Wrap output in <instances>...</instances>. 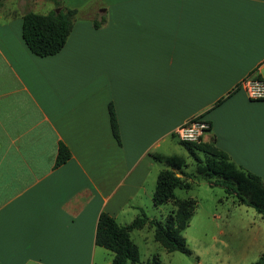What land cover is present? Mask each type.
<instances>
[{
    "label": "crops",
    "instance_id": "crops-1",
    "mask_svg": "<svg viewBox=\"0 0 264 264\" xmlns=\"http://www.w3.org/2000/svg\"><path fill=\"white\" fill-rule=\"evenodd\" d=\"M6 1L0 264H111L114 253L96 244L100 214L128 224L145 211L162 169L153 154L170 155L176 129L196 117L210 124L204 142L264 180V99L239 86L253 74L264 80V0H66L74 27L50 56L28 48L23 12ZM60 142L71 158L55 167ZM263 252L257 221L241 259Z\"/></svg>",
    "mask_w": 264,
    "mask_h": 264
},
{
    "label": "trees",
    "instance_id": "trees-1",
    "mask_svg": "<svg viewBox=\"0 0 264 264\" xmlns=\"http://www.w3.org/2000/svg\"><path fill=\"white\" fill-rule=\"evenodd\" d=\"M55 7L48 13L26 11L22 15V35L28 48L38 56H50L59 53L69 38L74 27L77 10L65 5L63 0H51ZM3 0H0V5ZM106 22V15L101 20H94L96 28ZM110 121L113 135L121 142L119 124L114 105H109ZM188 152L197 157L196 149L209 153L202 171L207 176L210 186H221L226 193L234 195L240 204L253 206L264 217V180L249 170L235 164L227 152L220 149L214 142L200 144L180 141ZM155 160L165 162L168 166L181 167L184 158L181 155L153 154ZM71 158V150L63 143H59L55 167H59ZM215 177V178H213ZM185 182L171 169L160 171L156 188L153 194L155 206L173 203L175 214H171L166 222L150 218L145 211L128 224H120L108 214L102 212L99 216L96 244L114 253L111 264H138L140 251L138 245L131 237L136 229L150 226L153 229L154 239L160 242L168 251H181L192 255L193 251L188 247L184 236L181 234L189 224V219L198 204L191 198H179L176 195L177 188H188ZM148 264H160L157 256ZM250 264H264V252Z\"/></svg>",
    "mask_w": 264,
    "mask_h": 264
},
{
    "label": "rangeland",
    "instance_id": "rangeland-1",
    "mask_svg": "<svg viewBox=\"0 0 264 264\" xmlns=\"http://www.w3.org/2000/svg\"><path fill=\"white\" fill-rule=\"evenodd\" d=\"M119 0H93L98 5L106 7ZM16 5V10L48 13L55 7L51 0H7ZM66 3V0H64ZM176 138L171 137L170 147L166 152L170 155L183 156L184 163L181 167L168 166L160 162L163 169H171L185 182L188 188H177L179 198H191L198 206L189 219V224L182 231L188 247L193 251L187 255L181 251H168L160 242L154 239V232L150 226L136 229L131 233L132 239L139 247L140 259L138 264H148L157 256L160 264H250L251 260L241 259V255L248 243L255 225L264 221L253 206L246 214L242 207H233L231 200L238 205L237 198L227 194L221 186H210L207 176L202 171L203 166L211 157L209 153L196 149L197 157L191 155L186 147ZM192 143H203V138ZM215 178V177H213ZM227 195L228 201L219 202V198ZM145 213L150 218L166 222L171 214H175L173 203L155 206L151 198L144 201ZM256 222V224L254 223Z\"/></svg>",
    "mask_w": 264,
    "mask_h": 264
},
{
    "label": "built area",
    "instance_id": "built-area-1",
    "mask_svg": "<svg viewBox=\"0 0 264 264\" xmlns=\"http://www.w3.org/2000/svg\"><path fill=\"white\" fill-rule=\"evenodd\" d=\"M253 100L264 99V80L257 75L245 77L240 85ZM210 129V124L200 117L193 118L176 129V134L182 141H198Z\"/></svg>",
    "mask_w": 264,
    "mask_h": 264
},
{
    "label": "snow or ice",
    "instance_id": "snow-or-ice-1",
    "mask_svg": "<svg viewBox=\"0 0 264 264\" xmlns=\"http://www.w3.org/2000/svg\"><path fill=\"white\" fill-rule=\"evenodd\" d=\"M101 11H106V9L102 8Z\"/></svg>",
    "mask_w": 264,
    "mask_h": 264
}]
</instances>
